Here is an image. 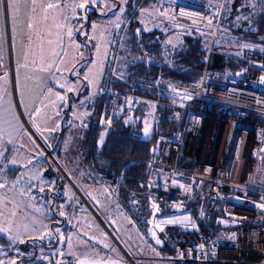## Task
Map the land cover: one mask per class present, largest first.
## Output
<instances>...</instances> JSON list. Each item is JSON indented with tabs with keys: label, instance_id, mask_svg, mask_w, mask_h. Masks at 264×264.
Instances as JSON below:
<instances>
[{
	"label": "built area",
	"instance_id": "built-area-1",
	"mask_svg": "<svg viewBox=\"0 0 264 264\" xmlns=\"http://www.w3.org/2000/svg\"><path fill=\"white\" fill-rule=\"evenodd\" d=\"M222 7L210 1L165 0L156 15L176 33L206 37L208 46L198 77L159 73L151 96L174 107L180 118L173 131L157 133L145 177L153 197L169 206L154 215L149 232L158 245L174 247V253L159 255L170 264H264V188L255 181L264 158V40L224 31ZM219 37L236 42L241 65L224 72L210 69L208 60ZM6 64L7 60L0 61V66ZM115 74L113 66L100 90L104 99L99 121L105 128L124 113L136 116L146 97L120 87ZM27 121L23 130L39 152L62 167L53 141L30 117ZM157 170L162 174H155ZM96 174L111 203H119L122 174L100 169ZM64 240L60 234L51 249L27 264L95 263L66 256ZM109 263L131 264L119 259Z\"/></svg>",
	"mask_w": 264,
	"mask_h": 264
},
{
	"label": "crops",
	"instance_id": "crops-1",
	"mask_svg": "<svg viewBox=\"0 0 264 264\" xmlns=\"http://www.w3.org/2000/svg\"><path fill=\"white\" fill-rule=\"evenodd\" d=\"M215 1L217 0L213 2ZM19 2L20 0L15 2L13 14H16ZM35 16L31 15L32 19L28 27L30 35L28 34L26 40L21 42L23 44L18 46L17 56L20 60V72L14 70L15 79L13 80L11 75L10 78L8 77L6 70L5 72L0 71V188H11L13 193H17L22 201L16 204L14 202L12 205L9 203V207L21 210L24 208L39 209L41 207L49 210L51 207L50 200L42 195L43 191L40 188H62L65 199L58 200L55 198L53 200L52 207L57 210L53 226H51L50 214L39 212L41 223L38 215H32V218H39L34 230L47 232L44 233L45 235L39 236L50 237L54 235L57 238L60 234H64L63 249L66 256L91 258L96 260L94 264L109 263L115 259L131 263L129 259H126L128 257L126 251L124 253L115 249L110 253L108 247L105 248L101 243L103 230L102 226L98 224L100 222L94 219V214L99 217L100 213H105L107 216L106 218L103 217L102 220L105 223L110 220V223L107 224L117 227L119 239L125 248L134 256L143 258V260L139 259V264H152V260L163 252L162 245H158L154 236L149 232L150 228L146 220L151 212L148 199L152 195L150 186L146 185V200L144 199L146 206L141 209L143 214L149 212L145 218L132 215L127 208L120 207L122 205L116 208L125 209L131 214L133 217L131 224L123 218L110 216L115 207L111 206L112 201L104 185L94 168L86 162L82 153L85 126L89 125L92 116L101 111L102 103L99 88L108 80L110 67L108 68L107 58L114 48L111 42L112 28L107 31V55L102 67L91 66L90 68L94 71L96 83L92 89H89L86 83L81 87V79L78 80L72 74L67 75L66 73V67L71 63L74 64L79 58L80 49L84 47L82 45L83 39H81L83 37H78L73 31L63 33V30L59 31L57 27L49 25L44 28L45 20L43 17L45 15L42 16V19H39L38 16L35 18ZM39 16L41 17V12ZM38 19L42 26L38 23ZM68 43H70L69 52L64 55L66 59L62 69L64 74H61L57 71L56 66L62 58L64 45H68ZM117 50L118 46L114 48L113 54H116L115 57L118 60ZM13 56L14 54H12L11 61L15 62ZM5 57L0 55V60H5ZM111 68H113V64ZM83 70H85V65ZM40 77L38 93L31 94L27 90L29 84L35 82L37 78L40 80ZM69 81L73 82V86L71 84L68 86ZM14 86L20 92L14 93ZM76 87L78 90L72 89ZM147 99H152V97L146 96L141 99L136 115L142 114L143 106L146 104L154 109L151 134L155 127L157 105L155 106L151 100ZM27 117H30L31 122L54 138L57 144L55 154L69 179L67 178L62 182H57L55 179L49 181L45 171V155L36 150L31 138L23 130L27 126ZM176 119L179 122L180 118L176 117ZM107 130L108 128L102 129L99 142L103 141ZM154 173L162 174V171L157 170ZM29 199L32 200L29 201ZM26 220L31 221L32 219ZM17 225L15 222L9 223V236L13 239L17 238L12 233L20 231ZM95 225H99L97 229L94 228ZM28 230L27 232L24 229L21 231L23 238L37 236L30 227ZM92 244L104 250L99 256H96L98 258L88 254V248ZM109 255H112V259ZM123 255L126 257L124 258ZM2 263L4 262L0 261V264ZM7 263L8 260L5 264ZM167 263L170 264L168 261Z\"/></svg>",
	"mask_w": 264,
	"mask_h": 264
},
{
	"label": "trees",
	"instance_id": "trees-1",
	"mask_svg": "<svg viewBox=\"0 0 264 264\" xmlns=\"http://www.w3.org/2000/svg\"><path fill=\"white\" fill-rule=\"evenodd\" d=\"M141 1L142 4H147L152 0H125L120 10L122 17H130L127 29L132 33L131 38L134 48L138 51V56L132 59L123 71L120 73L117 71L113 78L122 88L139 92L144 96H152L155 94L154 79L159 73L183 79L198 77L206 64L208 46L206 37L189 35H183L182 43L173 46L166 39L163 40L166 32L161 28H144L137 10L134 8L136 3ZM255 1L264 2V0ZM97 3H100V0ZM242 3L244 6L240 7ZM255 3L253 0H224L220 18L221 28L224 31L242 33L264 40V8L255 12L253 9V6H256ZM90 13V17L85 21L87 26L93 25L100 14L98 7L95 5L90 9ZM139 25H142L140 42H138L136 34ZM111 28V42L112 47L115 48L117 47L119 29L115 25H112ZM78 36L82 37L80 33H78ZM226 42L234 43L227 37H219L215 41L213 51L208 60L210 69L224 72L242 64L243 60L235 56L231 50L223 49ZM233 47L235 48L236 44H233ZM113 51L107 58L108 68H111L113 64ZM110 68L108 79L112 73V68ZM105 84L99 88L102 105L104 96L100 90ZM99 113L92 116L89 125L85 126L82 153L86 162L95 171L100 169L112 174H122L120 192L124 198V203L132 213L134 210L130 199L136 192H144L146 190L147 182L145 177L149 169V158L153 141L157 133L171 132L178 124V119L174 116V107L166 103H158L155 109V127L148 137L143 136L141 121L138 119L139 116L128 117L124 113L113 121L103 141L99 142L101 131L105 128L99 121ZM48 137L53 141L56 149L57 144L54 138L50 135ZM44 160L45 171L49 181L55 179L57 182H62L64 177L58 171L55 162L47 155L44 156ZM40 190L43 191L42 195L50 200L49 217L52 220L51 226H53L55 212L57 211L52 207L53 200L55 198L58 200L65 199V195L62 192V188H40ZM197 202L196 199L193 204L197 205ZM168 207L167 204L160 203L162 210ZM147 213L149 212H146L142 218H145ZM200 226L206 230V225L202 220H200ZM56 240L57 238L54 235L50 237L32 236L23 239H13L8 233L0 230V261L4 258V260L13 259L15 264H27L30 258L51 249ZM161 249L163 253H174L175 251L173 246L166 244L162 245ZM52 264L61 263L52 261Z\"/></svg>",
	"mask_w": 264,
	"mask_h": 264
},
{
	"label": "rangeland",
	"instance_id": "rangeland-1",
	"mask_svg": "<svg viewBox=\"0 0 264 264\" xmlns=\"http://www.w3.org/2000/svg\"><path fill=\"white\" fill-rule=\"evenodd\" d=\"M34 1V2H32ZM98 0H20L19 6L17 7L16 14H13V7H15V2L17 0H5V2L0 3V55L6 56L5 60H7V64L4 66H0V71L5 72L7 71L8 77L10 78V75L14 77V70L16 69V72H20L21 66L19 64V58L17 56L18 46L19 44L22 45L23 40H26L27 35L30 33L28 32V27L30 25L31 21V15L38 16L39 19L45 20V24H43L44 28L46 26H53L57 27L59 31L63 30L64 32L70 31L74 32L77 36L78 33L82 35L83 38V48L80 49L78 59L73 64L71 63L66 67L67 75L72 74L74 78L81 81V87L86 83L89 86V89H92V87L96 83V76L94 75V71H92L90 68L91 66L99 67L101 68L103 65V62L105 61V57L107 55V47H108V40H107V31L108 29L111 30V26L115 25L119 29L118 33V60L116 54L113 56V65L115 72H121L123 71L127 64L134 59L136 56H138V51L134 48L133 40H132V33L127 29L129 26L130 17H122V13H120V10L123 7L125 0H100V3H97ZM163 0H152L147 4H142L141 2L136 3L134 6L135 10H137V13L139 15L140 20L142 21V25L144 28L152 29V28H161L166 33L163 37V40H167L171 45H180L183 41V35L176 33L172 27L167 26L166 23H163L157 19L158 16V9L161 5ZM256 2V6H253V9L255 12H258V10H262L264 8V2L259 3L258 1L253 0ZM209 2V1H208ZM213 2V1H210ZM224 3V0H217L215 3ZM250 2V1H248ZM119 3V4H118ZM247 3V2H246ZM85 4L86 6L81 8L78 5ZM18 5V4H17ZM49 5H54V7H49ZM98 7L99 15L96 21L94 22L93 26H87L85 24V21L90 17V9L93 6ZM115 6V7H114ZM244 4L240 7H243ZM36 12V13H35ZM41 12V17L39 16ZM43 13V15H42ZM245 14V13H244ZM35 16V18H36ZM249 18V17H247ZM38 19V20H39ZM155 19V20H154ZM240 19V17H239ZM40 24V20L38 21ZM42 26V24H40ZM141 25V26H142ZM140 26V25H139ZM70 28V30H69ZM46 30V29H45ZM78 31V32H77ZM111 33V31H110ZM79 37V36H78ZM140 42V40L138 41ZM234 43H228L226 42L224 50H231L233 54H238V50H236V47H233V44H236L235 41L232 40ZM69 44L64 45L62 49V58H60L58 65L56 66V69L58 72L62 73V69L64 68V61L66 60L64 55L69 52ZM231 46V47H230ZM12 54H14L13 58L15 62H12L11 57ZM4 60V61H5ZM1 61V60H0ZM12 63V64H11ZM85 65V70L84 69ZM59 74V73H58ZM18 75V74H17ZM117 76V75H116ZM115 76V77H116ZM41 82L37 78L35 82H32L29 84L28 91L31 92V94H36L38 89V84ZM34 83V84H33ZM80 83V82H79ZM72 85L73 82L69 81L68 86ZM73 86V85H72ZM20 87V85H19ZM21 89V87H20ZM78 90V88H72ZM14 93H17L19 90L14 86L13 89ZM20 92V91H19ZM151 100V102L156 106L157 102L153 99H147ZM144 111L139 116V120L141 121L142 130H143V136H149L152 126H151V120L154 109L151 106H148L147 104L143 106ZM145 129L148 130V134L145 135ZM43 132L46 133L45 130ZM34 144V143H33ZM35 146V145H34ZM36 148V146H35ZM36 150L39 152V150L36 148ZM40 153V152H39ZM53 160V159H52ZM54 161V160H53ZM58 171L61 172L62 176L64 177V180L69 179V176L66 174L65 169H63L61 166H59L57 161H54ZM255 181L256 184L259 186L264 187V158L260 160L257 166L256 175H255ZM30 195V194H28ZM146 191L144 192H136L132 198L130 199V203H132V209L134 212H130V209L127 207V205L124 203V198L121 194V200L117 204H112L111 206H114V212L110 213V216H115L116 218H123L125 221L127 220L130 224L133 221V217L131 216H138L142 217L144 214L142 212V207L146 206ZM145 199V200H144ZM32 199H29V201ZM19 201H22L19 199L17 193H13L11 188H0V230L5 231L9 234V223H17V228H20V231L18 230L16 233H12L15 235L17 239H23V234H21V231L24 229L25 232L29 231L28 228L30 227L31 230L35 229V226L37 225V221L40 218L41 223V213H46L47 215L50 214L49 210L45 209L44 207H41L39 209H12L9 206V203L12 205L14 202L15 204ZM21 203V202H20ZM122 205V206H120ZM122 207L127 208L128 211L131 213L129 214L125 209L122 208H116V207ZM145 211V209H144ZM38 212V213H37ZM143 214V215H142ZM32 215L36 216L38 215L39 218H32ZM95 218L102 226L103 234L101 243L103 246L107 249L108 252H112V250L115 251L117 249L118 251L124 252L126 251L131 264H139L140 257L134 256L132 253H130L125 246L122 244L121 240L119 239V232L117 227L112 226L111 224L105 223L103 217L106 218L105 213H100L99 217L98 215L94 214ZM32 219L31 221H27L26 219ZM102 220V221H101ZM38 222V223H39ZM110 223V222H109ZM99 225H95L94 228L97 229ZM130 229V227H129ZM46 230H48L46 228ZM36 233L35 235H45L47 232H43L42 230H34ZM40 231V232H39ZM49 231V230H48ZM18 233V234H17ZM45 233V234H44ZM25 235V234H24ZM101 252H104V250L99 249V247L95 244H92L90 248H88V254L91 255L94 258H98L96 256H99ZM126 255V254H125ZM126 255V256H127ZM110 256V255H109ZM126 256L123 255L125 258ZM112 255L110 256V259ZM7 260H4L2 258V264H5ZM13 261V260H12ZM11 259L8 260V263L12 262ZM109 264V263H104ZM152 264H168L167 261L163 258H161L159 255L152 260Z\"/></svg>",
	"mask_w": 264,
	"mask_h": 264
},
{
	"label": "water",
	"instance_id": "water-1",
	"mask_svg": "<svg viewBox=\"0 0 264 264\" xmlns=\"http://www.w3.org/2000/svg\"><path fill=\"white\" fill-rule=\"evenodd\" d=\"M141 27L142 26L140 25L139 28L136 30V34L138 36V41L140 40V30H141ZM146 185L149 187V184L148 183ZM148 199H149V205H150V208H151V212L148 215V217H147L146 220H147V223L150 226L154 222V215L160 210V204H159V202L152 195H150L148 197Z\"/></svg>",
	"mask_w": 264,
	"mask_h": 264
},
{
	"label": "snow or ice",
	"instance_id": "snow-or-ice-1",
	"mask_svg": "<svg viewBox=\"0 0 264 264\" xmlns=\"http://www.w3.org/2000/svg\"><path fill=\"white\" fill-rule=\"evenodd\" d=\"M3 2H5V0H0V3H3ZM93 2H95V0H93ZM79 7H81V8H83V7H85L86 5L85 4H80V5H78ZM49 7H54V5H49ZM148 134V130L147 129H145V135H147ZM169 222H171V221H169ZM157 243H159V241H157ZM12 264H15V262H12Z\"/></svg>",
	"mask_w": 264,
	"mask_h": 264
}]
</instances>
